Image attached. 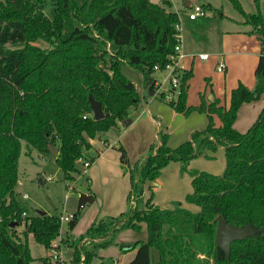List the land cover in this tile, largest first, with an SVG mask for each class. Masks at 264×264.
Listing matches in <instances>:
<instances>
[{
    "label": "trees",
    "instance_id": "16d2710c",
    "mask_svg": "<svg viewBox=\"0 0 264 264\" xmlns=\"http://www.w3.org/2000/svg\"><path fill=\"white\" fill-rule=\"evenodd\" d=\"M232 1L250 26L249 33L257 35L261 51L255 86L239 83L227 107L215 96L208 104L205 98L200 106L187 104L193 68L178 71L180 88L172 98L166 100L173 89L157 94L154 66L166 68L178 43L175 25L181 18L167 6L170 2L0 0V264H52L46 256L39 261L32 257L29 234L46 249L61 236L58 248L63 244L74 248L73 264H80L82 256L84 264H94L103 258L101 251L114 243L117 230H139L143 223L147 239L122 247L136 249L126 264H264V107L246 131L235 128L241 105L264 94V16L260 0H255L257 11L250 13L239 0ZM40 40L47 42L46 47L37 44ZM123 64L141 71L150 96L157 94L183 113L208 110L218 114L222 123L217 127L210 117L205 128L177 147L168 145L169 132L160 128L159 142L134 166L119 145L121 162L130 171L131 206L117 217L95 219L80 238L74 239L72 233L78 214L96 200L88 175L87 190L79 193L78 210L66 228L62 229L59 214L23 216L26 210L16 187L24 142L28 155L36 148L41 155L53 157L49 143L57 147L55 160L66 181L84 174L79 160L89 158L91 139L117 127L141 103ZM91 95L107 113L100 120L93 116ZM220 146L226 156L221 175L188 169L192 159ZM172 161L191 174L193 191L185 201L197 204L199 211L183 207L180 201L163 209L152 202L153 194L143 198L146 185ZM222 216L232 224L250 223L256 229V236L232 242L229 256L215 242ZM19 225H24L21 232ZM200 254L209 258L202 260Z\"/></svg>",
    "mask_w": 264,
    "mask_h": 264
},
{
    "label": "rangeland",
    "instance_id": "374dc122",
    "mask_svg": "<svg viewBox=\"0 0 264 264\" xmlns=\"http://www.w3.org/2000/svg\"><path fill=\"white\" fill-rule=\"evenodd\" d=\"M155 3L158 4H165V2H170L167 4L169 8L172 10L178 12L180 18H181V23L185 25L187 20H190L189 16L187 15L188 13V8L186 7V1L187 0H152ZM193 5H199L201 4L206 12V16L200 15L199 18H202L203 23L201 27H199L197 32L199 34L203 35L204 40H210L212 38H215V34H220V40L218 43H221V36L222 33L220 30H226V27L234 28V27H241L243 26V15L239 13L237 7L235 6L234 2L232 0H191ZM245 11L250 12L255 10V4L253 0H239ZM264 1V0H263ZM241 21V22H240ZM37 44L41 47H46L47 42H44L42 40L37 41ZM227 65V62H226ZM122 69L125 72V74L132 80L139 85L140 89L144 88L142 87L143 83V75L141 71L134 67V66H129L127 64L122 65ZM156 74L160 77H164V73H161L159 71H156ZM241 82V81H240ZM239 82V83H240ZM246 86H248L246 83L242 82ZM169 84H165L164 87L167 88ZM255 86V85H254ZM252 86V87H254ZM249 87V86H248ZM252 87H249L252 89ZM188 92V91H187ZM203 94V93H202ZM146 99H151L148 92H145ZM205 95V94H204ZM150 96V97H149ZM220 102L223 103L225 106H230V98L229 97H224V95L220 96L219 98L215 96ZM156 100L157 102L163 104L166 109L170 110H176L169 101H166L162 99L161 97L157 96V98H152ZM203 101V100H202ZM148 102V109H151L152 106L150 105L151 102ZM210 101L206 99V103L208 104ZM253 102H260V105L254 110L253 113V118L255 120L251 123L253 118L250 120V118L245 116V111H241L243 106L249 105ZM202 103V102H201ZM188 104V102H187ZM221 104V103H220ZM144 105V103H143ZM157 106V105H156ZM141 107L142 104L139 107H135L136 110L133 113V108L130 111L129 117H127L125 120H121L117 127H114L110 129L106 133V137H108L112 142H116L119 145H122L125 150L126 154L129 159V163L131 166H134L135 162L137 160H142L141 158L147 157L150 152L152 145L154 143L159 142V131L160 128L165 129L169 132V140H168V145L171 147H177L181 143L185 142L186 140L190 139V136H186V138L181 137V133L184 132V127L185 124L180 126L182 122L187 120V118L190 119V121L193 120H198L201 121L202 118L205 119V123L208 125L210 122L211 118H213L215 125L219 127V125L222 123L221 117L218 116L216 113H209L208 110H195L189 113H183L177 111V113L181 116L182 120H178L175 123L176 130H170L167 129L169 128L166 122V119L161 118L160 116L157 115L156 112L152 111L154 116L156 117V124L154 125L155 127V132H153V141L151 146L149 147V150L147 152V155L144 156V154H139L142 144H139L140 142L144 141V137L141 141V138L139 136V133L141 136L148 137L150 134V124L149 121L144 119L143 113H141ZM144 107V106H143ZM264 107V95L257 100H253L252 102H245L241 105L239 111L237 113V119L235 122V128H237L240 131H246L249 127L253 125V123L256 121L258 118L259 112L262 110ZM141 113V114H140ZM138 115V117H136ZM127 119H134L132 123L127 125ZM160 123V125H157ZM251 123V124H250ZM206 125V126H207ZM206 126L198 129H194L193 131L190 132V135L196 131V130H202ZM181 128H183L181 130ZM111 133L114 135L112 136ZM117 134H120L118 139L115 141V136ZM192 136V135H191ZM116 145V144H115ZM116 147V149L118 148ZM119 152V149L117 150ZM215 153V158L207 159L205 154L198 156L197 159V165H203L205 162L211 161L210 163L219 162L220 159L224 158L225 152L222 149H216V150H210ZM207 153V152H206ZM208 154V153H207ZM137 155V156H136ZM20 159H19V174H20V179L18 181V185L16 187V191L19 193L20 199L23 201V208H25L27 214L29 216H33L36 213H39V211H46L48 214H59L62 215L66 213H76L78 210V201H79V189L81 190H87V180H86V170L88 169L83 168V161L86 159L84 158L83 161L79 162V165L81 168H83L84 174L78 175L77 178L74 180L76 187L74 186L75 189L69 188V186H66V179L65 175L62 172L61 168L57 164L55 158L53 157H46L41 155V153L36 149H32V152L30 155L26 154V144L24 142L22 152L20 154ZM220 158V159H219ZM92 165L95 161H91L92 158H87ZM195 159V158H194ZM193 160V159H192ZM191 160V161H192ZM214 160V161H213ZM224 160V159H223ZM124 166V167H123ZM124 171L129 172L128 166L122 165ZM102 169V168H101ZM120 169V168H119ZM181 169V165H180ZM109 174L112 173V171L106 170ZM119 171V170H118ZM181 173L184 174L185 172L182 171ZM89 175V174H88ZM119 176V175H118ZM115 173H112L113 178V183L112 187L114 186L113 190H119V186L122 184V179H119V181H116L115 179L118 177ZM51 177V178H50ZM50 178V179H48ZM42 180L45 181V183L42 182ZM71 183L73 181H70ZM184 182H182L179 186L183 187ZM90 184V183H89ZM176 187V182L173 180V178L170 176L168 179V185L167 188L162 192V195H167L169 191ZM130 188H131V178H130ZM132 189V188H131ZM128 192V194L125 196V202H126V208L120 213L125 212L128 210V208L131 206V200L129 204V199L128 196L131 192ZM24 193L27 194V197L24 196ZM172 193V192H171ZM97 195V193H96ZM103 198H98L96 196V200L93 202H90L85 205V208L81 210V212L78 214V224L77 226L73 229L72 233L75 237L80 238L83 233L86 232V230L90 227L92 222L96 219L97 214L102 210V201ZM116 201V200H115ZM114 201V204L116 202ZM118 213L117 215H110L108 213H103L98 219H103V217H117L120 215ZM68 222L64 223L65 228L68 226ZM24 229V225H19L18 230L21 232ZM147 226L145 223H143V227L141 229H132V228H121L120 230H117L112 237L114 240V243L110 245L108 248H104V250L101 251V254H103V258L101 260L103 261V264L105 262L107 264H114L115 261H117L116 264H120V261L118 262V259L120 258L121 262L127 263L130 260H132L135 256V250L129 249V250H123V248H129L132 246L137 240H146L147 239ZM22 239L25 240V236L22 234ZM28 242L31 248V255L34 259H37L38 261L40 260L41 257H48L49 251L42 245L40 242L36 241L34 236L32 234L28 235ZM91 243H86V247H90ZM62 246H65L64 244ZM72 251H74V248L72 246L65 247L63 249V257L66 259L72 260V258H69ZM128 251V252H127ZM121 254H124L126 257L123 258ZM121 257H120V256ZM199 257L202 260H206L204 254H200ZM99 259H96L94 264L99 263ZM73 262V261H72ZM212 263V260H211ZM45 264H49L45 263Z\"/></svg>",
    "mask_w": 264,
    "mask_h": 264
},
{
    "label": "crops",
    "instance_id": "0c3cea01",
    "mask_svg": "<svg viewBox=\"0 0 264 264\" xmlns=\"http://www.w3.org/2000/svg\"><path fill=\"white\" fill-rule=\"evenodd\" d=\"M253 1L255 4V10L250 12H255L258 9L256 1ZM191 5L192 1L191 4L189 6L186 5V7L189 9ZM259 8L261 14H263L264 16L263 0H260ZM204 16H206V12ZM244 20L245 18L243 16V20L241 21L244 23ZM202 23V18H190V20L186 21L185 25L183 24L182 31V46L183 50H185L187 54L186 57L183 59V63L187 68H193L194 70V75L188 80L187 83L188 92L186 96V101L188 102V105L191 106H200L202 98H205V100L207 99L209 101L214 96L219 98L220 96L224 95V97L230 98L232 90L239 84L240 81L246 83L249 87L254 86L256 84L255 69L261 51L260 41L257 35L254 33L250 34L249 32L251 28L245 23L243 24L242 28L234 27L232 29L230 27H226V30L221 29V43H218V41L220 40V34H215V38H212L210 40H204L203 35L197 32V29L201 27ZM200 53H208L209 57L207 59H199L197 55ZM220 61L227 62V68L225 72L218 71V63ZM154 77L155 79H160L156 72L154 73ZM132 82H134L138 92L142 97L140 101L141 103L137 107L142 104L141 113L145 112V110L147 111L143 113V117L144 119L148 120L150 124V134L148 135V137L141 136V134L139 133L141 141L144 137V141H142V143H139L142 144V148L139 154H144V156H146L149 147L151 146L153 141V132H155L154 125L157 122L156 120H158L156 119L152 111L156 112L157 115L161 118L166 119L167 125L169 127L167 129L170 130H176L177 127H175L174 125L178 120H182V118L176 110H170L169 108L166 109L163 104L152 99L157 98V94L161 91L167 92V90H170L169 86H167V88L161 87L160 89H158L157 94L153 95V97H150L151 99H145V92L147 91V86L144 84V82L142 83V87H144L142 89H140L139 85H137L135 81ZM167 94L168 97L166 98V100L176 95V90L173 89V91H168ZM148 100L149 103L151 102V109L147 108ZM221 104L223 103L221 102ZM259 105L260 102H253L249 105L243 106L241 111H245V116H247V118L249 117L251 120L253 118L254 110ZM136 108L133 110V113ZM136 117H138V115ZM132 120L134 121V119ZM132 120L130 123L133 122ZM254 120L255 118H253L251 123ZM130 123H128L127 125H129ZM183 124H185L184 132L179 135L184 138H186V136L191 137L190 132L194 129L202 128L207 125L205 123V119L203 118L201 121H198L196 119L190 121V119L187 118V120L182 122L180 126H182ZM157 125H160V123H158ZM182 129L183 128H181V130ZM108 131L102 132L96 138L91 139L92 147L87 151V155L89 158H96L95 162L92 165H89L87 167L88 169L86 170V175L89 174L88 176L90 177V189H92L95 194L97 193L96 196L98 198L104 199L102 201V210L97 214L96 219H98L105 212L110 215H117L118 213H120V211L124 210L127 206L125 202V196L131 189L130 174L129 172L124 171V166L122 167L123 164L121 162V152L120 150L119 152L117 151L119 148L116 149L118 144L116 142H112L108 137L105 136ZM111 135L113 136L114 134L111 133ZM119 136L120 134H117L115 136V141L118 139ZM218 149L223 150V146H220ZM206 152L208 153L205 154L206 157H208L207 159L212 160L213 158H215V153L213 151L207 150ZM197 159L198 158H195L190 161L188 169H197L199 171L205 170L216 175H221V173H223L225 169V155L223 158L224 160L219 158L220 161L218 163L213 160V163H210L211 161H208L205 162L203 165H197ZM106 170H111L112 173H115L117 176L119 175L115 179L116 181H119V179L123 180L122 184L119 186V190H113L114 186L112 187V183L114 177H110L112 176V173L109 174ZM162 170V174L159 176V178L153 181L151 185H146V190L143 194V198L147 199L153 194L154 196L152 202L159 205L163 209L171 208L174 206L173 203L175 201H180L183 207L190 209L193 212L199 211L200 207L197 204L185 201L187 193L193 191V186L191 183V174L189 172H185L184 174H182L180 169V163L176 161L170 162L169 165L164 167ZM170 176L176 182V187L172 188L167 195L163 196L162 192L167 188L168 179L170 178ZM182 182H184L182 185L183 187L179 186ZM68 184H71L76 187L75 181L71 183L67 180L66 186H68ZM78 191L81 192L82 190L79 189ZM114 201L116 202V204H114ZM73 238L75 239L77 237L73 235ZM69 246H62V253L63 249ZM72 255L73 251L69 258H71ZM121 256H123V258L126 257L124 254H121ZM101 257H103V254H101ZM99 260L100 261L98 264H103L101 258ZM119 261L120 264H125L121 262L123 260H121L120 258L118 259V262ZM116 263L117 261H115L114 264ZM105 264L107 263L105 262Z\"/></svg>",
    "mask_w": 264,
    "mask_h": 264
},
{
    "label": "built area",
    "instance_id": "2783aa9c",
    "mask_svg": "<svg viewBox=\"0 0 264 264\" xmlns=\"http://www.w3.org/2000/svg\"><path fill=\"white\" fill-rule=\"evenodd\" d=\"M205 14V10L203 8V6L201 4L199 5H191L190 8L188 9V13L187 15L191 18V19H196L198 18L200 15L204 16ZM175 28L177 30V39H178V43L175 45V52L171 53L169 55L170 58V62L166 64V68L162 69L160 68L158 65H155L154 68L156 69V71H159L161 73H164V77L160 78V79H156L155 84L158 85V89H160L161 87H164L165 84H169V89H174L176 90V92H178L179 88H180V77L178 75V71H183L184 69H187V67L185 66V64L183 63V59L186 57V52L185 50H183V46H182V41H183V24L180 22H178L175 25ZM197 57L200 59H207L209 57L208 53H200L197 55ZM227 66H226V62L225 61H220L218 63V71L220 72H225ZM168 97V94H167ZM83 161V159L79 160ZM91 164V162L88 159H85L83 161V167L86 168ZM51 178V177H50ZM48 178V179H50ZM69 188L75 189L73 185L68 184ZM67 186V187H68ZM24 196L27 197V194L24 193ZM133 204H135V202H133ZM27 212L24 211L23 216H27ZM73 214L72 213H68V215L66 213L62 214L60 216V221L62 224V229L65 228L64 223L65 222H69V220L72 218ZM61 236H59L58 238H56L55 240H53L52 243V247H50L48 249L49 254L48 256L51 258V262L52 264H73L72 260L70 259H66L63 257V253L61 251V248H58L61 245V241H60ZM84 260L85 257L82 256V260L80 262V264H84Z\"/></svg>",
    "mask_w": 264,
    "mask_h": 264
},
{
    "label": "water",
    "instance_id": "95a60500",
    "mask_svg": "<svg viewBox=\"0 0 264 264\" xmlns=\"http://www.w3.org/2000/svg\"><path fill=\"white\" fill-rule=\"evenodd\" d=\"M191 1H186V5L189 6ZM90 103L92 104L93 116L96 120H100L105 117L107 113H105L102 103L98 102L92 95L90 96ZM131 120L127 119V123H130ZM49 150L51 155L56 158L58 149L52 143H49ZM44 183L45 181L42 180ZM40 214H47L46 211H39ZM15 226V223L11 224ZM249 236H256V229L252 224H244V225H235L230 223L224 216H222L221 220L218 222L216 233H215V242L216 245L220 249H224L228 256L230 255L231 244L234 241H238L240 239L248 238Z\"/></svg>",
    "mask_w": 264,
    "mask_h": 264
},
{
    "label": "bare ground",
    "instance_id": "6f19581e",
    "mask_svg": "<svg viewBox=\"0 0 264 264\" xmlns=\"http://www.w3.org/2000/svg\"><path fill=\"white\" fill-rule=\"evenodd\" d=\"M91 158V157H90ZM61 216V215H60ZM128 252V251H127ZM126 264V263H125Z\"/></svg>",
    "mask_w": 264,
    "mask_h": 264
}]
</instances>
